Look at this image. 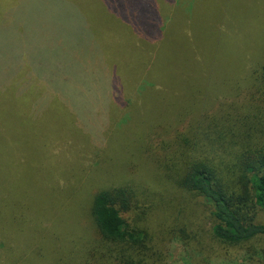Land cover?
Listing matches in <instances>:
<instances>
[{"label":"trees","instance_id":"16d2710c","mask_svg":"<svg viewBox=\"0 0 264 264\" xmlns=\"http://www.w3.org/2000/svg\"><path fill=\"white\" fill-rule=\"evenodd\" d=\"M65 1L71 55L95 35H111L129 52L134 80L116 75L113 94L130 102L116 120L71 137L75 153L62 148L66 137L44 153L75 156L67 174L51 177L38 167L25 173L31 131L13 135V121L0 120V165L15 151L21 163L18 175L6 165L0 177V264H170L174 244L189 264H264V58L240 69L249 57L226 41L233 32L224 8L204 18L178 11L176 0ZM182 35L194 54L186 51L191 67L177 87L161 66L173 53L168 38ZM222 60L229 68L216 76ZM81 74L78 94L92 98L93 77ZM187 93L192 100L180 108L136 110L137 98Z\"/></svg>","mask_w":264,"mask_h":264},{"label":"rangeland","instance_id":"374dc122","mask_svg":"<svg viewBox=\"0 0 264 264\" xmlns=\"http://www.w3.org/2000/svg\"><path fill=\"white\" fill-rule=\"evenodd\" d=\"M176 1L178 11H182L181 8L193 17L207 18L206 13L215 8L227 10L229 15L226 24L232 28V35L235 36L227 34L226 41L237 47L235 51L238 55L244 53L243 56L247 54L249 57V61L239 63L242 71L254 66V55H259V59L264 58V0ZM66 3L65 0H0V120L13 121V126L9 128L13 135L14 130L22 133L31 131L33 137L28 144L30 159L24 162V171L28 176L37 167L41 170L38 173L41 177H45L47 172L51 177L56 170L60 174H67L70 166L74 165L71 160L75 156L71 160V156H63L61 161H57L48 159L44 153H50L65 137L66 142L62 148L76 149V142L70 143L71 137L76 140L78 133L81 136L82 129L87 132L92 128L99 130L105 120L114 116L116 120L118 108L130 102L128 99L124 101L115 98L113 94L116 75L125 74L127 84H130V79L134 80V77L131 78L134 66H129L132 64L129 52L119 49L122 42L115 41L113 36L95 35L98 41L96 46L94 38L90 37L85 44H81L80 50L79 47L74 49V56L71 55L68 44L72 32L70 19L66 16L69 11ZM216 4L220 7H216ZM72 19H77L76 13ZM203 22L207 25V20ZM207 37H210V33ZM180 39L168 38L167 44L172 45L170 49L173 53L168 57L166 65L161 66L177 87L180 82H176V79L179 80L191 67L185 56L186 51L188 56L193 53L189 39L185 35ZM222 42L225 43V37ZM208 43L203 39L201 41L202 46ZM229 64V61L222 60L215 69V75L221 69L226 72ZM207 66L206 60L203 69ZM84 72L93 77L94 86L90 87L92 98H82L78 94V91L85 89L79 82V76ZM68 76L72 78L71 84L66 81ZM188 93L182 95L183 98H137L135 101L139 103L136 110L167 107L172 103L180 108L192 100ZM131 111L132 105L126 104L121 108V113L127 118ZM23 115L30 117L28 121L24 119L25 124H21ZM3 131L0 128V132ZM60 133L65 136L53 140L52 135ZM85 144L89 145V142L85 140ZM113 147L114 141L111 149ZM15 153L17 151L8 158L4 157L0 165V177L5 173L6 165L11 166L13 176L19 174L17 165L21 163ZM31 160L32 164L29 163ZM172 253L170 264H189L184 260L187 255L181 245L174 244ZM240 263L241 260L237 263L225 258L216 264Z\"/></svg>","mask_w":264,"mask_h":264}]
</instances>
